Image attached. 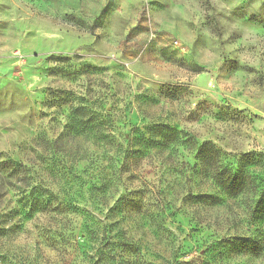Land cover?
<instances>
[{"label": "rangeland", "instance_id": "rangeland-1", "mask_svg": "<svg viewBox=\"0 0 264 264\" xmlns=\"http://www.w3.org/2000/svg\"><path fill=\"white\" fill-rule=\"evenodd\" d=\"M206 142L250 155L248 191L215 186ZM263 189L264 0H0V264H264L222 244L262 235Z\"/></svg>", "mask_w": 264, "mask_h": 264}, {"label": "trees", "instance_id": "trees-1", "mask_svg": "<svg viewBox=\"0 0 264 264\" xmlns=\"http://www.w3.org/2000/svg\"><path fill=\"white\" fill-rule=\"evenodd\" d=\"M156 127L160 129L164 139L169 138L170 136L178 138L181 134L179 131L171 130L170 127L167 128L164 125H159ZM178 142L184 145L186 141L184 142V140L179 139ZM218 153L219 149L209 142L201 144V146L198 147L197 153V157L199 158L201 165L206 168L207 172H209L215 186L219 187L221 192H224L229 197L238 196L248 191L251 187V184H253V177L251 176V170H249V166L254 164V162L249 160L250 155H245L243 158H241L239 160V164H230L223 163L221 157L218 156ZM122 173V168H119L117 164L108 166V169L102 174V177L98 179L97 184H95L96 188L101 191L105 190L109 185H111L114 179L121 180ZM32 193L35 195L34 201H36L38 209L47 211L54 209L52 204L54 198L53 193H49L48 190L47 192H44L38 187H34ZM45 193H48L47 197L45 196ZM141 193L144 197V192ZM262 193V197L260 200H258L255 209L256 214L261 216L264 215V189ZM129 196L130 195L128 194L120 196L117 200V205L115 204L114 208L121 212H124L125 208H129V206L138 208L140 206L139 200H134L129 198ZM194 199L201 203L208 202L217 204L219 201V196L217 197V195L210 193H202L201 195L195 196ZM141 200L142 198H140V201ZM222 244L228 253H246L252 251L254 252V255L262 256L264 254V231L262 235L258 237L235 236L233 239H225ZM205 264L212 263L206 262Z\"/></svg>", "mask_w": 264, "mask_h": 264}]
</instances>
